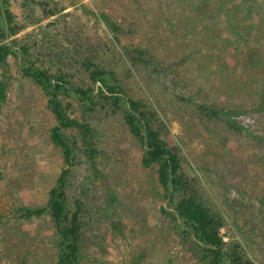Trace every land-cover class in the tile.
<instances>
[{
	"label": "rangeland",
	"instance_id": "rangeland-1",
	"mask_svg": "<svg viewBox=\"0 0 264 264\" xmlns=\"http://www.w3.org/2000/svg\"><path fill=\"white\" fill-rule=\"evenodd\" d=\"M4 9L17 32L0 38L15 45L0 65V264H57L62 248L49 209L23 216L47 207L66 168L27 66L94 93L98 69L120 92L118 103L105 89L86 103L58 95L89 130L63 131L75 264H205L174 211L188 197L219 220L227 255L264 264V0H0V35ZM129 100L178 156L172 195L144 162Z\"/></svg>",
	"mask_w": 264,
	"mask_h": 264
},
{
	"label": "trees",
	"instance_id": "trees-1",
	"mask_svg": "<svg viewBox=\"0 0 264 264\" xmlns=\"http://www.w3.org/2000/svg\"><path fill=\"white\" fill-rule=\"evenodd\" d=\"M1 14L5 20V28L1 29L0 38L10 39L11 35L17 32L15 28L9 26L12 15L6 9ZM10 41L8 44L0 42V65L5 63L8 55L15 48V45ZM24 72L32 76L48 96V106L57 121V125L51 130V139L62 149L66 168L61 171L56 186L50 190L47 207L24 208L23 216H39L49 209L61 236L62 248L57 264H75L78 259L81 222L78 212L75 211L70 215V211L67 209L66 176L73 165L74 150L63 131L64 129L78 128L82 135L87 137L89 130L84 124L68 117L58 95L64 93L74 96L81 103H86L92 100L95 94L101 93L105 89L113 102L118 103L120 102V92L107 82L103 72L98 69L91 72L92 83L99 82L101 85L95 93L90 88L84 90L78 86L71 87L64 75H52L39 67L27 66L24 68ZM2 98L1 92L0 101ZM126 119L132 133L140 137L144 146V162L158 164V182L171 195L174 194L183 183V178L179 173L177 154L159 137L137 102L129 100ZM174 209L176 216L200 248L205 264H224L225 261H228V264H252L249 259L239 254L234 256L226 254L220 234L219 220L207 208L197 203L195 198H182Z\"/></svg>",
	"mask_w": 264,
	"mask_h": 264
}]
</instances>
